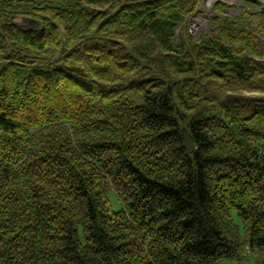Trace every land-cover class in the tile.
<instances>
[{"label": "trees", "instance_id": "trees-1", "mask_svg": "<svg viewBox=\"0 0 264 264\" xmlns=\"http://www.w3.org/2000/svg\"><path fill=\"white\" fill-rule=\"evenodd\" d=\"M201 2L0 0V264H264V9Z\"/></svg>", "mask_w": 264, "mask_h": 264}, {"label": "rangeland", "instance_id": "rangeland-1", "mask_svg": "<svg viewBox=\"0 0 264 264\" xmlns=\"http://www.w3.org/2000/svg\"><path fill=\"white\" fill-rule=\"evenodd\" d=\"M222 1L227 5L224 17H234L240 13V8L247 6L249 9L259 12L264 9V0H202L199 5L198 13H194L191 17H188L184 22H182L176 29V37L180 34L181 29H187L194 37L196 41H199L203 34H216V30L209 28V17L212 14V7L215 2ZM248 1H251L248 4ZM17 22L24 23L26 26H32L29 22H23L22 18H16ZM176 42V40H175ZM253 95H259V93L252 92ZM110 199L114 208L119 207V202L113 192L110 193ZM236 223L242 225L240 220L236 215H234ZM238 264V263H229ZM249 264H255V258L252 256L249 259Z\"/></svg>", "mask_w": 264, "mask_h": 264}, {"label": "water", "instance_id": "water-1", "mask_svg": "<svg viewBox=\"0 0 264 264\" xmlns=\"http://www.w3.org/2000/svg\"><path fill=\"white\" fill-rule=\"evenodd\" d=\"M182 137H183V141H184V147L186 148L188 153H192L194 150V144L191 140V137L187 131L186 128H182Z\"/></svg>", "mask_w": 264, "mask_h": 264}]
</instances>
